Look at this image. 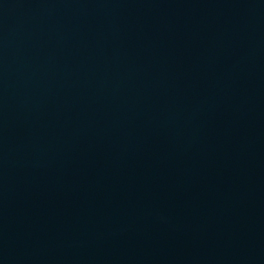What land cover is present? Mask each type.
<instances>
[{
    "label": "water",
    "instance_id": "1",
    "mask_svg": "<svg viewBox=\"0 0 264 264\" xmlns=\"http://www.w3.org/2000/svg\"><path fill=\"white\" fill-rule=\"evenodd\" d=\"M0 264H264V0H0Z\"/></svg>",
    "mask_w": 264,
    "mask_h": 264
}]
</instances>
